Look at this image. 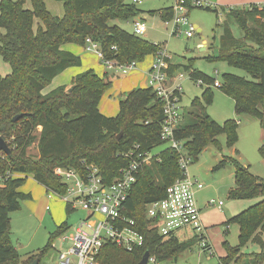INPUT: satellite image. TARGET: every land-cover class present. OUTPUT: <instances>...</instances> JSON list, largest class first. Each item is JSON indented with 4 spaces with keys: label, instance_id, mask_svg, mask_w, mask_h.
Segmentation results:
<instances>
[{
    "label": "trees",
    "instance_id": "16d2710c",
    "mask_svg": "<svg viewBox=\"0 0 264 264\" xmlns=\"http://www.w3.org/2000/svg\"><path fill=\"white\" fill-rule=\"evenodd\" d=\"M0 0V54L11 67L6 76L0 74V136L12 148V153L0 151V264H29L51 248L55 238L68 229L67 222L57 226L48 245L38 254L21 261L20 254L9 238L10 215L21 208L30 193L19 189L29 175L48 190L63 195L67 188L54 173L56 166L81 168L83 163L94 164L110 182L127 165L125 151L135 144L152 150L165 144L160 138L163 121V102L153 88H134L119 102V112L109 117L100 110L104 94L112 87L108 75L100 77L93 69L77 74L70 88L59 86L49 93L42 91L53 79L69 67L81 66L82 57L61 49L65 43L85 45L91 37L100 44L106 59L121 63L143 62L155 55L160 45L129 33L113 20H129L142 13L136 3L125 0H56L64 7V15L57 16L47 8L45 0ZM192 7L193 0H185ZM204 7V6H199ZM210 8V6H207ZM220 35V48L207 58L226 61L230 66L245 71L249 78L235 73L222 75L221 87L235 102L237 115L257 118L264 128V4L226 10ZM173 6L162 11V19L170 20ZM236 25L242 33L237 37ZM113 47H116L114 49ZM193 59L184 66L190 77L206 85L202 96L193 99L184 109L175 130L178 140L184 141L188 156L198 158L218 137L225 135L227 145L238 139V122L230 119L217 122L208 112L212 102L211 86L216 79L193 68ZM182 66L169 68L171 75ZM22 114L17 121L16 115ZM41 127L39 136L34 131ZM118 139V135H120ZM38 141L39 156L33 158L27 149ZM264 157V145L260 148ZM180 154L170 147L160 153V161L145 167L131 190L127 201L128 216L137 222L145 236V244L134 252H127L107 244L97 257V264H140L146 251L155 255L160 264H171L179 255L194 245V241H180L178 237L160 235L147 217V205L165 197L166 190L181 176ZM235 187L229 195L234 199H263L227 223L239 228L238 244L223 243L225 256L220 264H250L264 261V177L251 172L236 158ZM221 162L219 165H222ZM67 211L72 210L67 205ZM229 227V226H227ZM260 251L244 252L248 244Z\"/></svg>",
    "mask_w": 264,
    "mask_h": 264
},
{
    "label": "rangeland",
    "instance_id": "374dc122",
    "mask_svg": "<svg viewBox=\"0 0 264 264\" xmlns=\"http://www.w3.org/2000/svg\"><path fill=\"white\" fill-rule=\"evenodd\" d=\"M240 1L241 4L234 6V8L247 7V5H242V0ZM46 3L51 13L63 16L62 3L56 0H46ZM172 3L174 5L175 0H142L139 8L146 11L141 16L147 25V32L141 35L143 38L162 44L173 63L187 65L193 59L194 69L202 71L219 82H221L224 73H235L247 78L250 77L245 71L230 66L226 61H211L206 57L209 52L218 51L220 48L219 35L226 19V8L204 0H202L204 7H199L193 3L189 9L188 18L192 24H197L201 31H197L193 37L187 38L184 34L171 35L170 30L160 16L148 12V7L160 8ZM207 6H210V8H207ZM26 7H32L31 0L26 1ZM110 23L112 25L119 23L123 29L129 32L134 31L132 20L117 19ZM232 29L237 37L242 36L241 30L235 24L232 25ZM203 40L207 41L205 51L199 50V43ZM73 47L79 49L77 45ZM85 55L83 67L81 65V67H74V69L82 71L87 67H94L99 73H102L101 71H103L105 65L97 53L90 52ZM150 61L151 56H146L143 65L147 63L149 65ZM140 69L138 71H144ZM108 70L111 74L115 73L119 77H114L117 78L115 84L103 96L107 107V110L104 111H107V113L119 109V101L126 95L123 91L128 89L130 82L128 84L120 83L123 80L124 82L127 81L126 77L135 73L121 75L115 70ZM11 72V65L0 54V74L6 76ZM180 72L185 76L182 81L183 99L181 102L183 109H185L190 106L193 99L202 96L206 86L192 79L184 68H181ZM144 75L148 79V71L144 72ZM62 78L63 76L59 77V81L62 80L63 83H68V78L65 80ZM126 91L128 93V90ZM212 93L213 99L208 108L209 114L221 124L230 119L240 120L238 124L239 139L234 146L229 147L226 136L220 135L218 137L219 145L212 143L198 158L191 157L188 166L189 175L198 179L204 185V188L197 193V197L199 206L202 208L201 218L205 227L204 235L211 245L212 251H204L201 240L195 238L197 240L196 244L182 252L178 260L171 264H218L220 255L224 253L223 243L227 240L232 246L238 244V225L228 224L227 222L263 199V197L234 199L229 195L231 188L235 186V165L231 158H236L243 165H249L252 173L264 177V157L260 153V148L264 145L261 124L255 118L246 115L237 116L233 98L224 93L219 87H212ZM41 129L39 126L34 133L39 136V130ZM166 147H168V144L157 146L153 149V153L159 154ZM27 153L33 158H38V141L27 149ZM221 162L224 163L219 165ZM22 190L31 193L32 198L23 201L21 208L11 213L9 238L17 248L21 261H24L30 256L38 254L48 245L51 234L56 231L57 225L60 223L57 222L58 217H64L62 221L67 219L68 229L54 239L51 248L43 255L40 262V264H58L59 253L66 250L71 244L68 239L63 240V236H71L73 228L79 224L81 219L85 218L86 213L80 208L68 213L66 211L67 203L61 200L57 194L50 198L49 191L38 183L32 175L27 178ZM210 200L222 201V209L207 205V201ZM57 212H59V215H57ZM193 233L192 230L185 231L184 234L179 236V239L188 241L194 238L195 234ZM260 250L259 246L251 243L243 249L244 252L249 253ZM262 264H264V261Z\"/></svg>",
    "mask_w": 264,
    "mask_h": 264
},
{
    "label": "built area",
    "instance_id": "2783aa9c",
    "mask_svg": "<svg viewBox=\"0 0 264 264\" xmlns=\"http://www.w3.org/2000/svg\"><path fill=\"white\" fill-rule=\"evenodd\" d=\"M195 4L204 6L200 1ZM165 24L171 35L184 34L191 38L197 32V26L189 21L185 0H175L173 16L165 21ZM133 25L134 34L141 36L147 32L144 20L137 19ZM84 48L97 53L105 67L115 70L118 74L127 75L138 68V61L121 63L106 59L100 44L91 37L86 39ZM170 66V57L161 48L154 55L148 86L155 90L157 97L164 104L160 138L168 147L180 154L181 176L168 186L164 198L147 205V217L152 220L153 228H156L163 237L171 238L182 229H190L195 237L201 240L202 249L212 251L204 235L205 227L196 197L204 185L189 175L188 166L191 159L184 141L178 140L175 136V130L184 112L181 102L182 81L185 76L183 73L171 75ZM198 83L203 84V81L199 80ZM214 86L221 87V82L216 80ZM118 155L128 159V163L110 182L94 164L84 162L81 168L62 166L54 168V173L67 190L63 195L49 190V196L57 194L71 210L80 208L86 213L85 218L73 228L72 235L63 236V240L68 239L71 244L59 253L58 264H97V257L107 244L127 252H134L144 246L145 236L139 230L137 222L128 216L127 201L141 171L153 162L160 161V153L154 154L153 149L145 150L141 145L135 144L130 150ZM208 204L219 209L223 206L222 201L215 200H210ZM148 264L160 263L155 255L150 254Z\"/></svg>",
    "mask_w": 264,
    "mask_h": 264
},
{
    "label": "crops",
    "instance_id": "0c3cea01",
    "mask_svg": "<svg viewBox=\"0 0 264 264\" xmlns=\"http://www.w3.org/2000/svg\"><path fill=\"white\" fill-rule=\"evenodd\" d=\"M197 1H200V2H202V0H193V3H195V2H197ZM204 1H206V2H208V3H213V4H215V5H219L220 7H222V8H226V10H230V9H234V6H237V5H239V4H241V1L240 0H204ZM45 2H46V0H45ZM57 2H60V1H57ZM125 2L126 3H136V5H137V7L139 8V4L142 2V0H138L137 2H135V0H125ZM242 5H247V6H249V5H251V4H264V0H247V1H245V0H242ZM60 3H62V2H60ZM46 5H47V3H46ZM171 6H174L173 5V3L172 4H169V5H164V7H158V8H156V7H148L149 8V10H148V12L149 13H151V14H154V15H159L160 16V18H161V20L165 23V21L162 19V11L165 9V8H167V7H171ZM62 7H63V4H62ZM28 8V7H27ZM32 8V7H31ZM31 8H29V9H31ZM47 8H48V6H47ZM49 9V8H48ZM141 11H142V13L143 12H146L144 9H142V8H139ZM190 9V8H189ZM189 9H188V14H189ZM217 9V8H216ZM50 10V9H49ZM63 12H64V7H63ZM141 13V14H142ZM141 14L140 15H138V16H136V17H134V18H131V19H129V20H132L133 22L135 21V20H137V19H142V20H144V18H142V16H141ZM63 15H64V13H63ZM58 16V15H57ZM62 16V15H61ZM129 20H125V21H129ZM145 21V20H144ZM117 25H119L120 26V24L119 23H116ZM166 25V24H165ZM196 26H197V31H201V29L199 28V26L197 25V24H195ZM121 27V26H120ZM167 27V26H166ZM122 28V27H121ZM125 30V29H124ZM125 31H127V30H125ZM127 32H129V31H127ZM221 32H222V30H221ZM221 32H220V35H221ZM129 33H134V31L133 32H129ZM220 35H219V38H220ZM141 37H143V36H141ZM145 38V37H144ZM146 39V38H145ZM148 41H150L151 43H154V42H152L151 40H149V39H147ZM154 44H156L157 45V43H154ZM74 45H77V47H79V49L78 48H75V47H73ZM158 45H160L161 46V48H163V46H162V44H158ZM207 41H205V40H203L201 43H199V50H202V51H205L206 49H207ZM72 47V48H71ZM61 49L62 50H65V51H69V52H72V53H74V54H76V55H80L81 57H82V67H83V65H84V56H86L85 54H89L90 52L89 51H87V50H85V48H84V46H81V45H78V44H75V43H65V44H63L62 46H61ZM164 49V48H163ZM213 52H215V51H211V52H209L207 55H206V57L207 56H209V55H211ZM92 53H94V52H92ZM148 56H151V61H150V63H149V65H148V63L146 64V65H143L144 63H145V60L143 61V62H138V68L135 70V71H133V72H135L132 76H129V77H126V79H127V81H125L124 82V80L122 81V83H120V84H123V83H126V84H128L129 82V85H128V89H124V94H127V91L126 90H128V92L129 91H131L132 89H134V88H139V87H141V88H147V87H149L148 85H147V82H148V79L145 77V75H144V72H147L148 71V73H149V71H150V68H151V65H152V63H153V61H154V55L153 54H151V55H148ZM152 56H153V59H152ZM102 61V60H101ZM170 63H171V65H175L176 63H173L172 61H171V59H170ZM179 65V64H178ZM182 67L181 68H184V66L185 65H181ZM74 67H79V66H74ZM74 67H69V68H67L65 71H63L61 74H59L58 76H56L54 79H53V81L47 86V87H45L44 88V90L42 91L44 94H46V93H49L50 91H52L53 89H55V88H57V87H59V86H67V87H71V84H72V80H73V78L77 75V74H79V73H81V72H84V71H86V70H88V69H93L100 77H102V76H104L105 74L106 75H108L109 77H111V79H112V81H113V84H115V79H117L119 76H117V74H115V73H113V74H111L110 72H109V70L107 71V68L105 67L104 69H103V71H101L102 73H99V71H97L94 67H91V68H88L87 67V69H84V70H82V71H80V70H77V69H74ZM81 67V66H80ZM142 69V70H144V71H138L139 69ZM181 68L180 69H178L177 71H176V73H175V75H177V74H179V73H181L180 71H181ZM140 69V70H141ZM132 72V73H133ZM136 72H138V73H136ZM140 72V73H139ZM187 73H189L188 71H186ZM143 73V74H142ZM142 74V75H141ZM65 75V76H64ZM148 75V74H147ZM63 76V78L62 79H67V80H69V81H67L68 83H63V81L61 80V81H59V77H62ZM189 76H190V73H189ZM114 77H117V78H114ZM139 77V78H138ZM149 78V77H148ZM140 79H141V82H140ZM119 80V79H118ZM113 86V85H112ZM206 86V85H205ZM212 87H215L214 85H212L211 86V88ZM126 98V95H124V97H123V99H125ZM120 102V101H119ZM234 107H235V102H234ZM209 108V107H208ZM119 109H120V107H119ZM119 109H115L114 111L113 110H111V111H109V112H111V113H107V111L105 112L104 110H107V107L105 106V102H104V100H103V98H102V100H101V103H100V110H101V112L104 114V115H106V116H109V117H113V116H116L117 114H118V112H119ZM237 115V114H236ZM244 115H246V114H244ZM237 116H239V115H237ZM246 116H248V117H252V116H250V115H246ZM252 118H255V117H252ZM256 120H258L257 118H255ZM217 121V120H216ZM237 122H238V124H239V122H240V120H236ZM259 121V120H258ZM218 122V121H217ZM260 122V121H259ZM261 124V123H260ZM261 129H262V136H263V140H264V128L262 127V125H261ZM39 131H41V130H39ZM239 133V132H238ZM162 152V151H161ZM246 166V165H245ZM248 167L250 168V166L248 165ZM252 172V171H251ZM256 175V174H255ZM30 176V175H29ZM28 176V177H29ZM33 176V175H32ZM257 176H259V175H257ZM261 177V176H260ZM43 187H45L44 185H42ZM23 187V186H22ZM22 187L19 189V191H22V192H24V193H28L27 191H23L22 190ZM235 187V186H234ZM234 187H232L231 189H233ZM46 188V187H45ZM47 189V188H46ZM48 190V189H47ZM49 191V190H48ZM198 193V192H197ZM31 194V193H30ZM31 196H32V194H31ZM54 197V195L52 196V197H50V198H53ZM197 197V196H196ZM32 198V197H31ZM62 200V199H61ZM199 199H198V197H197V203H198V206H199V201H198ZM207 205H209L208 204V201H207V203H206ZM48 208V207H47ZM199 208H200V210L202 209L200 206H199ZM66 211H67V205H66ZM73 211V210H72ZM71 211V212H72ZM68 212V211H67ZM57 215H59V212H57ZM62 218H64V217H62V216H59L58 217V220H57V222L59 223L58 225H60V224H62L63 222H67V219L65 220V221H62V220H64V219H62ZM203 221V220H202ZM57 225V226H58ZM185 231H190V230H188V229H182V230H180L177 234H176V236L175 237H178V239H179V236L180 235H182V234H184V232ZM194 234V233H193ZM238 234H239V230H238ZM186 235V234H185ZM196 237H195V235H194V238H192V239H190V240H192V241H194L195 243H194V245L196 244V239H195ZM180 240V239H179ZM181 241V240H180ZM189 241V240H188ZM227 241V240H226ZM237 245V244H236ZM236 245H234V246H236ZM193 246V245H192ZM191 246V247H192ZM190 247V248H191ZM189 248V249H190ZM249 253V252H248ZM223 256H225V250H224V253L223 254H221L220 255V259L223 257ZM220 260H219V263L218 264H220ZM252 261L251 260H246V261H242L241 263H238V264H250Z\"/></svg>",
    "mask_w": 264,
    "mask_h": 264
},
{
    "label": "water",
    "instance_id": "95a60500",
    "mask_svg": "<svg viewBox=\"0 0 264 264\" xmlns=\"http://www.w3.org/2000/svg\"><path fill=\"white\" fill-rule=\"evenodd\" d=\"M20 117H22V114L16 115L14 117V121H17ZM120 136H121V134L118 135V138H120ZM0 151H3L9 155L12 153V148L10 147L8 142L2 136H0ZM149 256H150V252L146 251L141 262H140V264H148ZM29 264H39V261H38V259H35L32 262H30Z\"/></svg>",
    "mask_w": 264,
    "mask_h": 264
}]
</instances>
